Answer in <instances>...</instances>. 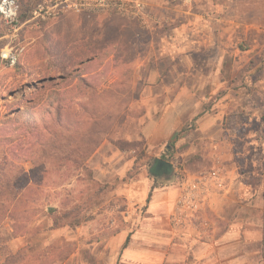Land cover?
I'll use <instances>...</instances> for the list:
<instances>
[{
  "label": "rangeland",
  "instance_id": "1",
  "mask_svg": "<svg viewBox=\"0 0 264 264\" xmlns=\"http://www.w3.org/2000/svg\"><path fill=\"white\" fill-rule=\"evenodd\" d=\"M43 1L19 0L17 31L0 16V55L8 48L19 58L15 66L0 61V174L6 173L15 188L26 174L30 187L26 197L11 198L12 218L0 217V264H122L126 237L130 242L142 224L152 225L144 216L153 195L184 188L221 165L227 183L233 182L224 216L239 217L243 230L250 219L258 241L242 242V249L250 250L253 264H264V83L256 85L263 78L254 81L257 76L248 73L258 58L264 69V0H221L222 12L196 11L209 4L206 0H140L144 22L125 12L95 11L100 0H80L86 3L81 11L34 16ZM166 4L173 6L170 14L158 13ZM195 13L203 19L199 24L214 32L199 28L194 34ZM166 15L173 21L168 23ZM221 28L226 76H186L193 68L206 76L216 71L220 53L200 49V42L222 40ZM236 53L256 55L246 73L229 60ZM95 56L98 64L82 68L97 73L99 86L80 85L77 101L62 109V122L70 124L63 129L52 117L57 113L45 110H53L55 91L78 85V68ZM185 83L206 87L185 95L180 93ZM180 99L197 102L198 116L170 141L151 144L152 121L160 119L168 102ZM19 108L36 118L30 128L37 135L25 137L31 146L27 154L16 140L17 121L4 118ZM218 113V121L200 128V118ZM163 155L169 171L156 181L163 187L152 190L150 168ZM218 192L211 190L208 197L216 200ZM209 212L183 216L178 226L201 231L205 217L215 219ZM171 214L173 224L178 219L173 209ZM161 215L168 217L169 209ZM218 227L228 228L227 221Z\"/></svg>",
  "mask_w": 264,
  "mask_h": 264
},
{
  "label": "crops",
  "instance_id": "2",
  "mask_svg": "<svg viewBox=\"0 0 264 264\" xmlns=\"http://www.w3.org/2000/svg\"><path fill=\"white\" fill-rule=\"evenodd\" d=\"M209 2L208 5L200 7H195L196 11H203V7L206 9H215L216 12H222L226 9L221 0H217L216 4H212V0H206ZM160 7V6H159ZM170 5H165L160 7L158 13L170 14L172 11ZM194 9V8H193ZM171 10V11H170ZM194 10H190L193 13ZM163 15V14H161ZM164 19L170 23L173 18L168 15L164 16ZM203 19L199 15L194 14L190 19V25L195 26V31L199 28L208 31V33L214 32L212 27L208 24H199ZM218 22V20H217ZM219 25V23H217ZM254 25V24H253ZM252 27V26H250ZM222 33L218 32L222 40L217 39V43L205 40L203 43L200 42L205 48L212 49L213 47L220 53L217 57V69L216 71L210 72L208 76L193 68L185 72L186 76L210 78L213 75L219 79V76H226L228 73L226 69V56H225V44L224 35L225 29L221 28ZM193 42V41H191ZM195 43V42H194ZM199 49V50H200ZM228 57V56H227ZM231 63L235 65L240 64L241 70L248 67L249 61L256 57L254 56H244L236 53L233 56H229ZM260 58L256 59L253 63L252 68L248 70V73H254L257 77H254V81L258 78H263V82L257 81L256 85L264 83V69H261V63H257ZM212 62L209 60L208 64ZM193 64V63H192ZM238 68L233 67L231 71L235 72ZM247 71H245L246 73ZM156 75L154 72L152 74ZM158 75H161V71L158 69ZM254 75V76H255ZM261 80V79H260ZM217 83H219L217 81ZM216 85V87H218ZM206 85L201 86L198 83L193 85H188L187 83L180 89L181 94L187 95L196 94L198 91H203ZM171 89V87H167ZM214 93V90H212ZM180 98V97H179ZM178 98V99H179ZM195 100V98H194ZM183 101V102H182ZM197 102L187 101V100H176L168 102L164 107V112L158 121H152L153 127H151L149 142L151 144H159L163 141H170L175 132L180 126H183L188 121L194 119L198 116L199 108L195 105ZM220 105L217 103V106ZM191 110V111H189ZM219 113L215 115H207L200 118L197 123L200 128L203 129L204 126L212 124L215 120L218 121ZM222 166V165H221ZM225 170L226 167L224 166ZM233 187V182L227 183L226 189L217 193L216 200H212L209 196L203 202V208L208 209L215 216V219L209 220L205 217L203 220L204 229L201 231L195 228H184L178 226L179 221L177 220L171 224L172 214L171 210L175 212V207L177 205L178 197L182 193L184 188H178L176 190L170 189L168 192L162 193L158 192L153 195V200L150 202V208L147 215L144 216V220H150L152 222L151 226L146 223L142 224V230L138 231L136 235H132V239L128 242L127 247L122 248L120 254V261L122 264H253L250 250L246 253L242 249V242L250 246L251 243H256L258 241V233L254 229L251 230L250 219L247 220L248 229L243 230L242 220L239 217H234L233 220H228L224 216V208L227 205ZM169 209V216L165 217L161 215L163 210ZM161 210V211H160ZM160 211V213H159ZM209 212V213H210ZM212 213H210L212 215ZM235 216V215H234ZM215 220V221H214ZM211 221V222H210ZM227 221L228 228H219V225L224 224ZM170 222V224H169ZM210 223L213 225L211 226ZM214 227V228H212ZM123 236V233H122ZM129 237H126L125 242ZM262 239V235L260 237ZM124 242V244H125Z\"/></svg>",
  "mask_w": 264,
  "mask_h": 264
},
{
  "label": "built area",
  "instance_id": "3",
  "mask_svg": "<svg viewBox=\"0 0 264 264\" xmlns=\"http://www.w3.org/2000/svg\"><path fill=\"white\" fill-rule=\"evenodd\" d=\"M43 1L33 10V15L42 18H51L70 10L81 11L86 3L80 0H56L54 5ZM73 1V2H72ZM80 1L81 3H79ZM102 1L95 9L98 12H125L129 17L145 21V6L140 0H100ZM51 3V2H50ZM84 4V5H83ZM92 10V9H91ZM94 10V9H93ZM0 15L9 28L17 31L20 15L19 0H0ZM3 56L11 66H15L18 54L13 49L3 50ZM227 187V180L221 166L213 169L209 174L194 178L185 185L175 207V216L178 221L183 218L195 217V213L203 208V202L207 199L211 190H224ZM189 219V218H188ZM186 219V220H188Z\"/></svg>",
  "mask_w": 264,
  "mask_h": 264
},
{
  "label": "trees",
  "instance_id": "4",
  "mask_svg": "<svg viewBox=\"0 0 264 264\" xmlns=\"http://www.w3.org/2000/svg\"><path fill=\"white\" fill-rule=\"evenodd\" d=\"M20 10H21V8H20ZM111 45L115 46L116 44L111 43ZM0 61L6 62L7 64H9V61L6 60L3 56V52H1ZM18 61H19V58L17 60L16 65L18 64ZM95 63L98 64L97 56H95L93 59H90L88 62L83 63L82 66L80 68H78L80 72L74 76L77 80L78 85H75L72 88H67V89L65 88V89L60 90V91H55L54 95H52L51 105H53L52 107H54L53 108L54 111L49 107L47 110H45V114L47 113L48 115H50V113L54 114V112H56L57 114L55 116H52V117L55 118L56 123H58L60 127L62 126L63 129H65V128L69 129L70 124L68 125L64 121L62 122V119H63V118H61L62 109H66V108L71 107L73 105V102L75 100L77 101L80 94H82V92H80V90L82 91V88L80 87V85L81 86L83 85V87L87 90H96V88L99 86V84L96 82L97 77H95L97 75V73H94L92 69L84 71V69L82 68V67H84V68L90 67V65H94ZM44 85L45 84H43L42 86H44ZM34 87H36V86L34 85ZM64 103H66V104H64ZM31 115L32 114L31 113L29 114L28 111H25V110H22L21 108H19L16 110L15 113L8 114L4 117L5 119H11L10 122H12L14 120L17 121L16 125L14 126V131L20 132L21 134L17 135L16 140H19L20 145H21V146H19V148L22 147L21 149L26 154L28 152L27 150H29V147H31V146L28 143L27 139H25V137L37 135V134H35L36 131L33 128H30L31 127L30 123L36 122V118H34V116H31ZM43 119L45 120L44 116H43ZM11 126H13V125H11ZM6 139H9V138H6ZM4 142H5V140H3V143ZM22 142L24 144H22ZM170 147H171V144L169 143L167 145V148L169 149ZM163 157H164V155L162 156V159L155 161L153 166H151V168H150V178L154 181V186H153L152 190L160 189L163 187L162 184H158L156 181L160 180V177L169 171V165L165 162ZM1 173L2 174H0V205H2V208H1L0 214H2V215H0V217L4 216V219L6 217L12 218L11 213H12L13 209L11 206H12L13 201H11L12 200L11 198L13 197L14 200H16V199L19 200L24 195H25L24 197H26L27 191L30 189V187L28 185V181H27L28 177H26L27 176L26 174H24L25 176L21 175V177H23V179H24V180H22L23 185L20 187L16 186V188H15V187H13V182L8 181V178L5 175L6 173H3V172H1ZM152 193H153V191L150 192V194H149L150 197H151ZM149 200L150 199H148V202H149ZM13 207H14V205H13ZM6 208H7V210H6ZM128 242H129V238L125 242L124 248L127 247Z\"/></svg>",
  "mask_w": 264,
  "mask_h": 264
},
{
  "label": "water",
  "instance_id": "5",
  "mask_svg": "<svg viewBox=\"0 0 264 264\" xmlns=\"http://www.w3.org/2000/svg\"><path fill=\"white\" fill-rule=\"evenodd\" d=\"M45 82H47V80H44V81L40 82V84H43V83H45Z\"/></svg>",
  "mask_w": 264,
  "mask_h": 264
}]
</instances>
